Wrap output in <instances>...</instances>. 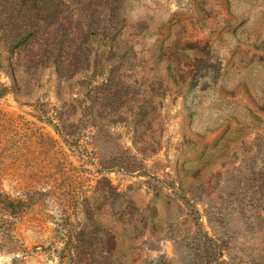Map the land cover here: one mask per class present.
<instances>
[{"label":"rangeland","instance_id":"rangeland-1","mask_svg":"<svg viewBox=\"0 0 264 264\" xmlns=\"http://www.w3.org/2000/svg\"><path fill=\"white\" fill-rule=\"evenodd\" d=\"M0 264H264V0H0Z\"/></svg>","mask_w":264,"mask_h":264}]
</instances>
